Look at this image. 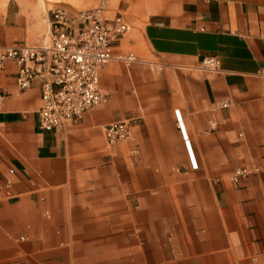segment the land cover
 <instances>
[{
	"label": "crops",
	"instance_id": "obj_1",
	"mask_svg": "<svg viewBox=\"0 0 264 264\" xmlns=\"http://www.w3.org/2000/svg\"><path fill=\"white\" fill-rule=\"evenodd\" d=\"M105 13L129 25L112 51L135 60L102 65L106 102L73 122L41 130L38 86L18 89L4 63L0 264H264V0ZM12 18L5 6L1 41L28 42ZM118 119L130 136L108 144Z\"/></svg>",
	"mask_w": 264,
	"mask_h": 264
},
{
	"label": "built area",
	"instance_id": "obj_2",
	"mask_svg": "<svg viewBox=\"0 0 264 264\" xmlns=\"http://www.w3.org/2000/svg\"><path fill=\"white\" fill-rule=\"evenodd\" d=\"M107 6L108 0H97L84 8L56 3L46 17L47 40L5 43L0 39V74L4 63L11 61L16 65L18 89L33 84L39 88L36 123L41 130L60 128L77 120L88 108L104 104L107 94L99 88V68L113 58L125 64L135 60L131 52L112 51L113 43L129 25L118 13L106 15ZM218 63L216 55H208L200 59L199 67L214 70ZM6 94L0 89V104ZM103 135L108 144L129 138L128 121L106 123ZM245 173L244 168H237L231 178Z\"/></svg>",
	"mask_w": 264,
	"mask_h": 264
},
{
	"label": "rangeland",
	"instance_id": "obj_3",
	"mask_svg": "<svg viewBox=\"0 0 264 264\" xmlns=\"http://www.w3.org/2000/svg\"><path fill=\"white\" fill-rule=\"evenodd\" d=\"M56 3L70 8H81L94 4V0H0V11L7 6L12 23L23 26L28 42L47 40L46 17Z\"/></svg>",
	"mask_w": 264,
	"mask_h": 264
}]
</instances>
